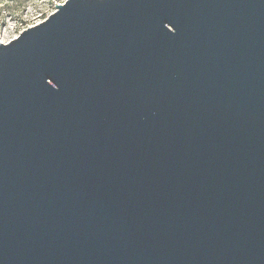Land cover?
<instances>
[{
  "label": "water",
  "instance_id": "obj_1",
  "mask_svg": "<svg viewBox=\"0 0 264 264\" xmlns=\"http://www.w3.org/2000/svg\"><path fill=\"white\" fill-rule=\"evenodd\" d=\"M0 264H264V0H67L0 43Z\"/></svg>",
  "mask_w": 264,
  "mask_h": 264
},
{
  "label": "rangeland",
  "instance_id": "obj_2",
  "mask_svg": "<svg viewBox=\"0 0 264 264\" xmlns=\"http://www.w3.org/2000/svg\"><path fill=\"white\" fill-rule=\"evenodd\" d=\"M67 0H0V43H8L24 30L45 21Z\"/></svg>",
  "mask_w": 264,
  "mask_h": 264
},
{
  "label": "built area",
  "instance_id": "obj_3",
  "mask_svg": "<svg viewBox=\"0 0 264 264\" xmlns=\"http://www.w3.org/2000/svg\"><path fill=\"white\" fill-rule=\"evenodd\" d=\"M65 2H66V1H65ZM65 2H64V3H65ZM62 4H63V3H62Z\"/></svg>",
  "mask_w": 264,
  "mask_h": 264
}]
</instances>
